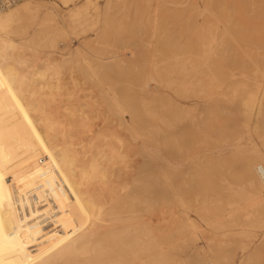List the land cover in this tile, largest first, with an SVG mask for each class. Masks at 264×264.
Segmentation results:
<instances>
[{"label": "rangeland", "instance_id": "rangeland-1", "mask_svg": "<svg viewBox=\"0 0 264 264\" xmlns=\"http://www.w3.org/2000/svg\"><path fill=\"white\" fill-rule=\"evenodd\" d=\"M154 1L90 0L85 3L84 0H66V3L63 4V0H57V3L62 4L59 6L62 20L58 19L57 22L64 23V28L57 29L54 26L55 21H48L43 30L34 32L35 25L25 22L20 23L7 34V42L0 40V73L8 75L9 80H13L14 83L16 82L15 84H18L17 79L20 75L30 76L35 72H41L44 67H40V65L45 64L46 58L49 57L47 55H51L53 52L64 59H70L71 62L82 63L84 61L82 59H86V56H88L87 59L90 58L87 52L83 51L87 43H93L98 47L101 55L106 54L96 62H91L92 69L100 74L105 73L119 59L123 58L122 61H118L120 67L122 64L127 65L131 56L141 57L140 61L143 60L142 57L147 56L144 60L147 62L145 68L152 66L150 64L155 61L156 66L159 67L161 62L157 61H160L161 56L157 55V57L159 56L157 58L156 52L154 55L151 52L154 49L151 48L161 32H171L175 36L177 35L181 41L185 40V36L188 40L192 37V41H196L195 35H199L201 38L205 37L202 42L204 45H208L205 47L199 43L195 54H180L176 61L170 59L164 62L165 66H170L169 76L178 77V80L188 87L185 95L177 97L180 99L179 103L183 113L176 125L180 132L184 126L191 127V133L187 138H183L180 133V137L178 136L176 144L171 149L162 143L163 134L154 131L157 126H161L157 120L146 121L147 124L143 130L136 128L127 130L122 127V122L119 119L115 123L114 119L104 121L105 119L98 118L86 124L85 127L77 125L73 128L76 131L70 139L71 142L76 143L73 147L68 145L69 141L57 139L52 142L49 149L31 150V154L28 155L27 170L39 172H53L52 167L56 158L65 153L67 169L74 173L80 160L94 146L106 151L108 157L116 155L114 162L110 165L112 171L106 172L102 169L96 174L85 176L83 182L75 185L73 191H78L81 194L79 200L75 199L71 203L56 201L50 205L51 207L47 209L48 212L59 210L68 214L77 225L75 229L69 231H50L49 238L54 244L66 245L72 242L77 249H90L96 244H100L109 249L112 264H144L147 257L121 259L122 252L119 249L128 246L132 240L142 244L145 238L163 233L173 221H179L185 225L183 233L187 253L177 250L179 249L178 242L173 239L157 242L155 245L157 252H168L167 254H170L169 256L175 264H193L192 258L194 257L203 260L211 259L209 264H242L243 257L254 248H259L260 242L264 238V227H259L258 223H251L250 216H247L251 208L244 200L245 195L242 187H236L238 193L230 198L229 201H233L232 206L228 204V199L222 196L216 215L212 214L211 210L218 203L211 201L206 203L208 211L202 209L203 196L197 192L189 204L173 201L169 210L162 213L161 216L146 209L144 202L146 199L150 200V193H141L140 199L143 202H140L141 204L136 207H129L113 198L115 196H111L106 189L107 186H125L134 183L135 178L138 181L146 180V177L150 176H152L148 179L150 187L156 188L166 181L165 177L168 175L184 176L186 172L193 170L195 173H199L200 165L197 162L204 158L213 163V161L228 157L238 147H246L251 143L257 144L254 135L240 129L238 117H241V107H243L239 99L244 85L252 86L251 88L264 87V0ZM106 18L109 25H106L104 20ZM103 27L108 30L106 39L108 38L109 41L105 39L103 42L104 38L99 37ZM210 30L216 37L209 43L208 33ZM114 33L119 34V37L114 36ZM193 34L195 35L193 36ZM204 47L205 51H203ZM77 48L81 49L80 54L74 52ZM116 50L118 51L116 52ZM103 52L105 53L103 54ZM128 52L135 53L130 55ZM128 54L129 57L127 56L128 59L125 60L129 62L126 63L124 58H127ZM82 55L84 57L81 58ZM108 56L115 57L111 59ZM149 56L156 59L150 57L149 60ZM117 58L119 59L117 60ZM138 61L135 62L141 64ZM145 62L143 66L141 64L143 68ZM116 66L118 67V65ZM130 66L132 68V64ZM154 66L155 63L152 68ZM208 66L212 68L211 70L216 73V76H211L207 72ZM127 67L122 68L128 70ZM96 76L100 77L97 74ZM81 77L82 79H77L80 82L78 81L79 83L77 82L76 85H80L79 89L82 90L78 92L79 89L74 84L75 90L78 92L75 94L85 101V99L88 100L89 95L96 93L95 91L99 92L100 84L92 83L82 75ZM110 77L114 78V81L110 78V80L107 79L113 81L110 92L112 89L116 90L117 87L116 91L118 92L131 87L132 94L138 93V88L134 84L127 83L130 80L118 79L113 75ZM222 79L224 80L223 84L228 85L224 90H221L220 87ZM107 80L105 81L108 82ZM229 80L235 82L231 81L232 84H228ZM105 81L104 84L102 83V87L104 90H108L111 82L109 85L108 83L105 85ZM72 85L71 82V87H73L69 86L71 90L74 89ZM161 90L175 96L172 95V91L169 92L170 89H167L168 91ZM110 92L108 91V93ZM6 94L7 84L0 81V99ZM85 117L88 118V115L85 114ZM230 122L234 127L230 125L232 129H235V131L232 130L235 134L227 137L213 132L212 129L215 126L221 127ZM53 123L58 124L56 121ZM123 154H128L131 161L138 165L133 168H124L126 170L121 168L122 164L119 161ZM10 158L18 162L21 161L19 157L10 152L0 153L1 160L7 161ZM140 164L144 166H140ZM118 173L120 174L118 175ZM22 176L23 173H19V177L23 178ZM52 176L55 177V174ZM173 179L172 181L176 180V178ZM204 197L208 199L210 196L204 195ZM110 232L112 234L109 236ZM63 237H67V239H62ZM215 250L219 254H213ZM258 250L259 261L264 264V247ZM55 258L56 256L51 257L50 264H55L52 261ZM212 260L215 263H212Z\"/></svg>", "mask_w": 264, "mask_h": 264}, {"label": "bare ground", "instance_id": "bare-ground-1", "mask_svg": "<svg viewBox=\"0 0 264 264\" xmlns=\"http://www.w3.org/2000/svg\"><path fill=\"white\" fill-rule=\"evenodd\" d=\"M89 1L84 0L85 3ZM65 3L66 0H63V4ZM59 6H62V4L57 3V0H19L0 9V40H8L7 34L14 27L25 22L35 25L34 32L43 30L48 21H55L54 26L57 29L64 28V23L57 22L58 19L62 20ZM105 17L108 18L106 15ZM107 18L104 20L106 25H109L107 24ZM107 31V28L103 27L100 32L99 37L104 38L103 42L106 39ZM213 33H211V30L209 31L208 42L215 39L216 35ZM118 35L115 34L114 36L119 37ZM190 37L189 35V39ZM101 38L99 39L101 40ZM195 38L196 41H192V37L190 41L185 36V40L181 41L177 35L175 36L171 32L159 33L155 44H152L153 47L151 48L154 49V51H151L154 55L156 52V57L157 55L161 56L160 61H157L161 62L159 67L156 66L154 60L155 62L152 61L153 63L150 64L153 66L155 63L153 68L152 66L145 68L147 62L144 60L147 56L142 57V61H140L141 57L136 56V59L131 56L129 58L130 62L126 61L125 59H128L130 54L128 52L129 54L126 55L128 57L124 60L129 63L127 65L122 64V67L125 68L132 64V68L130 65V68L127 67L128 70L120 67L118 61L123 60L120 57L122 60L117 58V60L119 59L117 63L109 67L105 73H96L91 67V62H96L106 54L103 52L104 55H101L98 47L94 46L93 43H87L83 51L87 52L90 58L87 59L88 56H86V59H82L84 60L82 63L71 62L70 59H64L53 52V54L47 55L49 57L46 58V63L40 65V67H44L41 72L27 75L28 77L20 75L21 77L19 76V79H17L18 84H15L16 82L14 83L13 80L10 81L9 76L5 73H0V81L7 84V94L0 99V153L10 152L21 160L18 162L13 158L7 161L0 159V264H50L53 256H56L52 260L55 264H112L109 249L100 244H96L90 249H77L72 242L66 245L54 244L52 239L49 238L50 231H69L75 229L77 224L71 220L68 214H64L59 210L48 212L47 209L56 201L71 203L75 199L79 200L81 194L78 191H73L75 185L83 182L85 176L96 174L102 169L106 172L112 171L110 165L114 162L116 155L113 154L112 157H108L106 151L94 146L80 160L74 173L67 169L65 153L56 158L52 167L53 172L28 171V155L34 149H49L52 142L57 139H60L59 141H69L68 145L73 147L76 144L70 141L76 133L73 128L77 125L85 127L86 124L98 118L105 119L104 121L114 119L115 123L119 119L122 122V127L127 130H132V128L143 130L146 127V121L157 120L161 123V126H157L154 131L163 134L162 143L169 149L176 144L180 133L183 138L189 137L191 127L184 126L180 132L176 125L183 113L179 103L180 99L177 97L185 95L188 87L182 84L178 77L172 78V76H169L171 73L170 66H165L164 62L170 59L176 61V59H179L180 54H195L199 43L202 46H208L202 42L205 37L201 38V36L195 35ZM107 41L106 43H108ZM205 47L203 51H205ZM128 48L126 49L129 50ZM80 50V48H77L74 52L80 54ZM124 53L126 54V52ZM134 53L130 55H134ZM83 55L81 58L84 57ZM152 56H149V60L150 57L155 58ZM108 57L114 59L113 56V58ZM138 58L142 66L145 62L144 68L141 64L135 62L138 61ZM37 69L39 70V67ZM211 69L208 66L207 72L211 76H216V73ZM172 71L174 72V69ZM174 73L176 75V72ZM77 74H81L85 79L91 80L92 83L100 84L99 92L95 91L96 93L93 94L91 90L93 95H89V98H87V94L86 98L88 100L85 99V101H82L79 95L77 97L75 93L82 90L79 89L80 85H76L80 82L79 78L82 79L81 75L77 78ZM112 75L115 78L118 77V79L130 80V82H126L134 84L138 88V93L136 95L132 94L131 90L133 91V89L131 87H128V90L124 87L125 90L122 89L121 92L116 91L117 87L116 90L112 89L110 92V86L114 81V78L110 77ZM172 75L174 76V74ZM109 78L113 81H109ZM77 79H79V82ZM104 81L105 85H107L106 83L109 85L111 82L109 89L107 88L108 90H104L102 87ZM223 81V79L220 81L221 90L228 87L225 83L223 84ZM231 81L233 82V80ZM71 82L72 86L74 84L77 86L78 92L75 90V86L71 90L73 88ZM244 87L239 99L240 104L243 106L241 107L242 110L239 108L241 110V117H238L240 120L239 127L243 132L246 131L254 135L257 144L251 143L246 147H238L228 157L218 159L213 163L211 160L204 158L197 162L200 165L198 168L199 173H195V170H193L186 172L184 176L175 175L173 177L168 175V177H165L167 182L164 178L165 182L156 188L150 187L148 179L152 176L139 181L135 178L133 184L125 186H107L106 189L110 192V195L115 196L113 198L127 204L129 207H136V205L141 204L140 202H143L140 199V194L150 193V200L146 199L144 202L146 209L152 210L157 216H161L162 213L169 210L173 201L189 204L198 192L203 196L202 209L208 211L209 208L206 203L211 201L218 203L211 210L212 214L216 215L222 196L226 197L228 204L232 206L233 201H229L230 198L238 193L236 187H242L245 195L244 200L247 202V206L251 208L247 216H250L251 223H258L259 227H264V87L255 86L251 88L252 86L248 85H244ZM161 89H170L169 92L172 91V95L175 96L173 97L169 95L170 93L167 94ZM85 114L88 115V118L85 117ZM54 121L58 124H54ZM230 123L221 127L215 126L212 130L219 135L229 137L235 134L233 132L235 129H232L233 125ZM238 131L240 132V130ZM55 137L59 138L55 139ZM119 163L122 164L121 168L123 169L138 165L131 161L128 154L121 155ZM140 166L144 165L140 164ZM19 173H23V178L19 177ZM53 174H55V177L52 176ZM172 177L176 180L172 181L174 180ZM167 178H169V181ZM219 189L221 190L219 191ZM204 195L210 197L207 199ZM184 230L185 225L182 222L173 221L165 232L145 238L142 244L135 243V240H132L128 246L120 248L119 251L122 252L121 259L147 257L144 264H175L173 259L171 260L170 254H167L168 252H157L155 245L157 242L173 239L178 242L179 249L177 250L186 252L187 245L184 244ZM111 234L112 232L109 236ZM62 239H67V237ZM262 247H264V238H262L259 248L262 249ZM259 248H254L248 255H245L242 264H261L259 261ZM217 250L213 251V254H219ZM80 255H83V257H80ZM192 261L193 264L211 263V259L203 260L199 257L192 258Z\"/></svg>", "mask_w": 264, "mask_h": 264}, {"label": "built area", "instance_id": "built-area-1", "mask_svg": "<svg viewBox=\"0 0 264 264\" xmlns=\"http://www.w3.org/2000/svg\"><path fill=\"white\" fill-rule=\"evenodd\" d=\"M19 0H0V9L10 6Z\"/></svg>", "mask_w": 264, "mask_h": 264}]
</instances>
